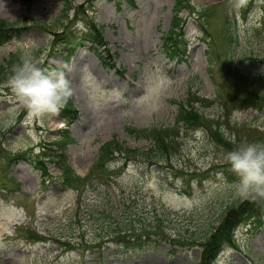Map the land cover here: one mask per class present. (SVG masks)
Instances as JSON below:
<instances>
[{"label":"rangeland","instance_id":"1","mask_svg":"<svg viewBox=\"0 0 264 264\" xmlns=\"http://www.w3.org/2000/svg\"><path fill=\"white\" fill-rule=\"evenodd\" d=\"M66 1L72 2L65 19L69 28L86 32L93 18L105 46L86 42L67 57L56 43L64 38L58 18ZM190 2L195 10L179 15L184 53L171 57L164 44L176 0H0V19L18 28L0 43V264H208L199 244L213 228L223 232L227 207L245 198L226 161L230 149L220 140L228 138L232 147L264 143V0ZM25 54L71 81L69 99L77 114L70 123L60 116L64 108L54 118L30 116L7 86ZM190 92L202 98L196 106L217 123L220 140L208 128H199L197 137L196 130L179 127L167 160L149 166L144 160L153 141L131 128L173 129L179 103ZM65 128L71 187L50 161L57 179L50 176L46 183L35 160L9 164L18 152L29 157L49 140L65 139ZM113 139L142 153L124 168L117 187L93 176L103 147ZM129 193L130 206L124 207ZM111 205L118 214L136 212L137 221L144 218L146 224L165 220L171 242L125 251L102 238L109 229L103 214ZM249 222L239 225L235 244L212 264H264V216L261 223Z\"/></svg>","mask_w":264,"mask_h":264},{"label":"trees","instance_id":"2","mask_svg":"<svg viewBox=\"0 0 264 264\" xmlns=\"http://www.w3.org/2000/svg\"><path fill=\"white\" fill-rule=\"evenodd\" d=\"M134 3V0H127ZM67 5L63 8L61 14L59 15L58 21H61V26L64 28L61 32L64 38L61 42L56 41V43H62L63 49L67 50L68 58L80 47L83 46L86 42L104 45L105 40L103 35V30L95 24L94 19L91 18V27L88 31L74 33L70 26L68 25L70 21L67 20V16L70 17L69 10L72 4L71 1H66ZM195 10L194 6L191 4L190 0H176L175 4V22L172 25L170 33L166 36L165 40V49L174 57L175 54L179 56L180 52H183V40L179 38V30L182 27L183 20L179 17L183 9ZM67 15V16H66ZM57 21V22H58ZM38 27L50 28L51 25L46 24H35ZM17 30L15 29L14 24L9 23L5 20L0 19V42L3 43L6 39L11 38L12 36L8 35V30ZM184 55V54H183ZM182 55V57H183ZM104 64L110 65V58L107 56H101ZM184 59V57H183ZM227 90V89H226ZM225 90V96H226ZM202 101L200 97H193L191 92L189 96L179 103L180 107L177 114L176 125L173 129H136L131 128L133 132L137 133L139 137H145L153 141L152 146L148 152H146V157L144 161L149 163V166H157L161 162H165L167 157L170 154V150L176 147L177 138L179 137V127L185 128L188 131H194L201 127L208 128L210 135L216 139L218 138L217 123L212 119L206 116L200 111L196 106V103ZM74 109L73 103L68 99L64 112L61 113L63 118L70 123L72 118L71 114H77ZM69 125V124H68ZM220 136L225 137L224 132L220 129ZM65 139L57 137L54 141H49L45 144L44 151L40 155L32 156L28 158L29 160H35L37 168H39L44 175H49V161L50 163H55L61 168L62 182L65 185L71 187L73 185V169L67 163V158L65 155L64 146L69 143L68 140V129H64L62 134ZM220 140V138H218ZM217 140V139H216ZM223 142L225 147H229L230 151L234 150L236 147L230 145L228 138L220 140ZM218 142V140H217ZM221 144V143H220ZM142 155L139 149L129 148L124 144L120 143L116 139H113L105 144L103 147L99 161L97 162V169L93 170V176H100L103 179H110L113 185L117 187L119 182V177L122 176L125 172L124 168L136 161V156ZM23 156L12 157L9 159V164L21 158ZM135 160V161H134ZM110 162V165L108 164ZM110 170V173H109ZM199 171H194L193 175L199 177ZM107 176V177H106ZM124 190L123 193H125ZM183 191H186L184 188ZM191 190L187 191L190 193ZM136 195V193H135ZM130 196H133V193L126 194L123 198L125 199L124 207L130 206V203H127V200ZM130 202V201H129ZM132 203V202H131ZM120 211V210H118ZM118 211L111 205L110 211L103 214L105 218L103 222L107 225L106 228H109L106 233L102 235L107 237L110 241H115L118 244H121L124 249H140V248H149L154 247L153 243L162 244V241L171 242L170 239L165 234V226L167 222L163 219L156 220L157 222H149L148 224L144 223L142 220L137 221V213L126 214V209L122 214H118ZM164 213H171L170 210L163 209ZM118 216V218H116ZM264 216V198L256 197L249 195L245 197L240 204L229 206L224 214L222 219V230L219 232V229L213 228L209 236L205 237L197 236L196 239L206 240L205 243H201L203 247L202 255L205 262L212 264L219 253L226 247L235 244V232L239 225L247 220H251L252 224H258L262 222ZM138 223L140 226L138 227ZM111 226V230H110ZM68 246L73 247L72 244L67 243Z\"/></svg>","mask_w":264,"mask_h":264},{"label":"clouds","instance_id":"3","mask_svg":"<svg viewBox=\"0 0 264 264\" xmlns=\"http://www.w3.org/2000/svg\"><path fill=\"white\" fill-rule=\"evenodd\" d=\"M6 83L34 118L58 117L73 94L64 72L49 71L30 54L21 56ZM195 135L201 136L202 130ZM226 161L238 177L236 187L242 196L264 198V143L242 142L227 153Z\"/></svg>","mask_w":264,"mask_h":264}]
</instances>
